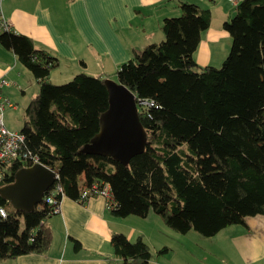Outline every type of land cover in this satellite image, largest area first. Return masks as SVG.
Masks as SVG:
<instances>
[{"label":"trees","instance_id":"trees-1","mask_svg":"<svg viewBox=\"0 0 264 264\" xmlns=\"http://www.w3.org/2000/svg\"><path fill=\"white\" fill-rule=\"evenodd\" d=\"M235 6L222 25L231 44L219 67L194 60L210 24V11L194 3H179V15L161 23L163 40L132 50L120 64L116 81L136 102L153 103L138 108L147 142L127 165L79 153L107 109L104 78L78 73L66 83H51L57 57L36 49L24 35L0 32V45L38 85L19 132L24 150L57 175L44 195L58 186L64 197L80 201L85 189L108 184L112 217L144 218L152 211L176 233L203 237L264 216V0ZM22 167L13 163L5 184ZM0 207L6 213L0 217V261L45 253L50 207L41 202L32 211H16L1 197ZM71 242L80 249L78 241ZM110 247L118 264H149L152 258L141 236L130 241L112 233ZM168 251L163 246L156 254Z\"/></svg>","mask_w":264,"mask_h":264},{"label":"crops","instance_id":"crops-1","mask_svg":"<svg viewBox=\"0 0 264 264\" xmlns=\"http://www.w3.org/2000/svg\"><path fill=\"white\" fill-rule=\"evenodd\" d=\"M179 3H194L210 11V24L200 35L194 60L201 67H219L231 40L222 25L236 7L227 0H2L0 16L11 32L28 37L36 49L57 57L58 67L50 72L49 82L54 83L55 71L63 73L57 80L85 73L116 81L118 67L130 58L132 50L163 40L161 23L179 15ZM0 77L10 82L2 90L6 98L13 87L24 96L27 88L22 83L34 87L32 94L37 92L29 71L1 45ZM46 224L51 242L45 253L22 255L0 264H118L110 247L112 233H122L130 241L141 236L149 247L166 246L169 251L164 259L171 255L176 264H264L262 215L246 217L244 224L203 237L194 231L176 233L152 211L144 218H114L99 196L85 202L64 197L60 213L49 216ZM72 239L80 244L79 250L73 249Z\"/></svg>","mask_w":264,"mask_h":264},{"label":"water","instance_id":"water-1","mask_svg":"<svg viewBox=\"0 0 264 264\" xmlns=\"http://www.w3.org/2000/svg\"><path fill=\"white\" fill-rule=\"evenodd\" d=\"M107 109L99 117L98 132L79 153L109 157L127 165L143 152L147 137L138 118L135 96L118 81L104 79ZM56 173L41 163L20 168L12 183L0 187V197L16 211H32L56 181Z\"/></svg>","mask_w":264,"mask_h":264},{"label":"built area","instance_id":"built-area-1","mask_svg":"<svg viewBox=\"0 0 264 264\" xmlns=\"http://www.w3.org/2000/svg\"><path fill=\"white\" fill-rule=\"evenodd\" d=\"M232 5H236L235 0H227ZM2 0H0L1 4ZM11 32V27L6 20L0 16V32ZM10 85L5 78L0 77V184H5L7 177L10 174L9 167L13 163H20L25 166H29L33 163H37V160L30 155L28 151L23 148L24 138L20 132H14L8 130L3 123L2 113L5 107H15L10 103L9 99L2 94L3 88ZM151 101H137V110L139 106L150 107L152 106ZM57 177V175H56ZM57 179V178H56ZM56 182V181H55ZM59 193L61 199L55 198ZM99 196L105 201V209L109 210L113 207L111 194L109 192L108 184H102L100 188L97 184L92 185L90 188L82 191L80 196V202H85L90 197ZM64 198L60 187H55L50 192L43 196L42 202L50 207V216L60 213V202ZM6 215L4 209L0 207V217L4 218Z\"/></svg>","mask_w":264,"mask_h":264},{"label":"rangeland","instance_id":"rangeland-1","mask_svg":"<svg viewBox=\"0 0 264 264\" xmlns=\"http://www.w3.org/2000/svg\"><path fill=\"white\" fill-rule=\"evenodd\" d=\"M230 44H231V40H230ZM61 72H63V71L61 70ZM60 74L57 73V71H55L53 73V78H54L53 81H54V84H56V85L66 83L73 77L72 76L71 78L69 77V78H63V80H57V79H60V76L63 73L61 75ZM109 79H111V78H109ZM22 81L24 82L25 78H23ZM22 85H23L22 87L27 88L24 96L20 93L19 89L16 90V88L14 89V87L8 90L10 93L8 95V99H9L10 103L13 104L15 107H13V108L12 107H5L3 110V113H2V120H3L4 126L8 130L14 131V132H19L21 127H22L23 119H24V109H25V106L27 105L26 104L27 102L25 103V101H26L27 97H30V95L34 91V87L23 84V83H22ZM32 95H34V94H32ZM22 224H23L22 220H20V229L22 228ZM156 245L157 244H152V246L149 247L150 251L152 252V258L150 259L149 264H176V262H173L170 259L171 255H169L168 260L164 259L165 258L164 256H166V255H163V254L157 255L156 252L158 250H160L163 246H160V245L156 246ZM183 264H185V263H183Z\"/></svg>","mask_w":264,"mask_h":264}]
</instances>
